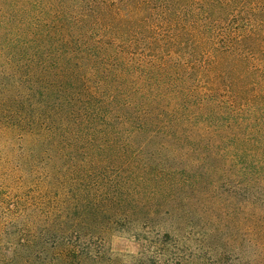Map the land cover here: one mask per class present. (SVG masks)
I'll list each match as a JSON object with an SVG mask.
<instances>
[{
    "label": "trees",
    "instance_id": "16d2710c",
    "mask_svg": "<svg viewBox=\"0 0 264 264\" xmlns=\"http://www.w3.org/2000/svg\"><path fill=\"white\" fill-rule=\"evenodd\" d=\"M256 1L205 0L204 40L196 31L186 56L165 31L163 56L133 60L109 46V61L84 57L93 71H82L90 34L72 10L0 0L2 135L44 162L43 194L54 178L66 185L65 206L47 216L29 211L31 220L28 197L0 190L16 210L15 264H103L92 232L108 215L115 226L148 225L135 233L146 249L162 229L175 252L236 250L248 263L243 241L255 234L242 224L253 218L264 231V29L253 26L264 23V0L261 13ZM130 4L129 33L154 0Z\"/></svg>",
    "mask_w": 264,
    "mask_h": 264
},
{
    "label": "rangeland",
    "instance_id": "374dc122",
    "mask_svg": "<svg viewBox=\"0 0 264 264\" xmlns=\"http://www.w3.org/2000/svg\"><path fill=\"white\" fill-rule=\"evenodd\" d=\"M29 1L30 8L33 10L36 0ZM49 1L38 0L37 5L35 3V10L39 11ZM51 1L58 8L72 10L76 23L89 29L88 52L79 53L80 59L84 63L82 71H93V68L86 66L87 63L83 61L84 57L91 58V62L94 63L109 61V46L114 49V52L116 51L114 55L117 57L120 55L117 54L116 47L125 57L129 55L133 60H139L142 56L149 59L151 58L150 54L154 52L157 56H163L168 52L162 48L164 40L161 33L165 31L170 32L171 35L177 34V40L187 47L182 50L181 56L187 55L188 47L197 39L195 35L197 32L201 41L204 40L205 0H154V8L150 9L149 15L143 13L151 19L146 18L142 23L132 24L130 33L129 23L135 19L130 0H115V2L112 0ZM255 7L259 13L262 12L263 4L260 0L256 1ZM109 11L116 14L114 22L109 19ZM197 14H199V19ZM156 21L159 23L157 24ZM124 23V27L116 30L119 28L117 26H123ZM161 23L164 30L159 31L157 25ZM241 23L244 25L250 23L247 16L242 19ZM253 26L256 34H260V31L264 29V23L258 20L253 23ZM149 27L152 32L147 34L146 31ZM127 33H129L128 36ZM113 35L123 36L113 37ZM262 54L264 55V52ZM174 56L179 57L178 55ZM25 148L24 141L8 139L2 135L0 129V190L8 198L17 199V196H22L24 199L28 197L29 210L26 209V214L31 220L32 216L29 211L35 214L46 213L47 216L49 211L65 206L64 189H66V185L63 182L59 183L54 178L50 181L49 190L43 194L42 188L46 187L48 181L45 178L44 162L33 163L31 159H26ZM39 191L40 194H38ZM30 198L33 200L31 201ZM11 201L9 204L0 201V264H15L18 251V243L15 238L17 231L13 221V218L16 217L14 214L16 210L9 211L7 209L10 204L13 205ZM36 201H38V205ZM34 206L37 207L33 208ZM22 210L24 209L22 208ZM239 217L245 218L247 215L241 214ZM152 225L155 223L153 222ZM155 226L158 230V224ZM246 228L255 234L243 241L248 251L246 252L248 261L246 264H264V235H261L264 231H258V221L253 218H249L245 225L242 224V229ZM138 229H148V225H143V222L136 224L131 221L115 226L110 221L109 215L104 217L101 227H96L92 232L94 234L92 246L97 251H101L103 264H160L159 257L156 255H160L162 264H239V252L236 250V252L212 254L205 249L187 246L184 247L183 254L175 252L171 246V243H174L173 236H167L160 227L161 231L153 232L154 238H151L153 239L152 244L157 243L156 247L149 248L150 250L146 249L143 246L145 240L139 239L135 235ZM96 259L98 260V258ZM217 259L220 263L217 262ZM88 264H98V262L91 260Z\"/></svg>",
    "mask_w": 264,
    "mask_h": 264
}]
</instances>
